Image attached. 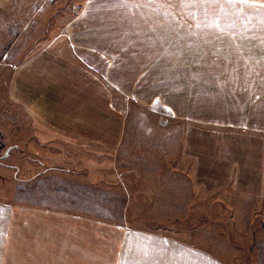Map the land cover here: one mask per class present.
<instances>
[{
	"label": "rangeland",
	"instance_id": "obj_1",
	"mask_svg": "<svg viewBox=\"0 0 264 264\" xmlns=\"http://www.w3.org/2000/svg\"><path fill=\"white\" fill-rule=\"evenodd\" d=\"M134 1L0 0V189L9 193V203L17 208L86 219L95 227L160 233L213 252L227 264H264V198L225 190L205 193L194 184V161L182 150L187 126L215 130L221 126L219 120H236L249 113V105L231 106L239 113H226L219 99L197 89H168L163 84L138 87L133 69L142 67L146 58L135 53L108 60L86 45L87 40L102 42V34L133 39L145 28L146 34L166 28L136 25ZM159 1L163 9L152 7L147 16L174 21L175 71L157 77L168 76L173 85H181L175 80L186 76L177 73L178 66L191 70L204 66L197 51L211 49L214 35L225 37L226 43L230 35L240 37L225 21L212 27L197 24L198 19L249 18V0ZM87 5L93 18L81 16ZM40 52L77 64L107 88L112 108L123 118V135L115 150L52 134L12 98L14 72ZM225 58L210 60L225 65ZM110 63L113 80L128 94L107 79ZM154 96L161 102L144 103ZM166 99L183 117L167 110ZM197 114L207 120L198 121ZM231 130L258 133L239 127Z\"/></svg>",
	"mask_w": 264,
	"mask_h": 264
},
{
	"label": "crops",
	"instance_id": "obj_2",
	"mask_svg": "<svg viewBox=\"0 0 264 264\" xmlns=\"http://www.w3.org/2000/svg\"><path fill=\"white\" fill-rule=\"evenodd\" d=\"M134 2L136 25L166 28L161 32L152 29L154 34H146L145 28L133 39H113L114 35L102 34V42L87 40L86 45L108 60L135 53L146 58L142 67L133 69L138 75L134 85L138 87L150 89L163 84L168 89H197L219 99L218 105L226 113L232 112V107L249 105V113L236 120H219L217 124L221 126L215 130L187 126L182 150L193 159L192 180L205 193L225 190L261 200L264 198V0L246 3L249 18L245 20L198 19L197 24L212 27L225 21L240 37L234 39L230 35L226 43L222 41L225 37L214 35L211 49L197 51L198 62L204 66L192 70L183 64L177 67V73L186 74L175 80L181 85H173L174 79L168 76L157 77L175 71L174 21L147 16L152 7L163 9L159 0ZM88 5L81 16L89 14L93 18ZM170 5L172 9L173 4ZM238 30L242 33L237 34ZM69 36L75 42L73 34ZM147 45L150 48H145ZM222 56L226 57L225 65H219L222 63L219 59L210 60ZM113 67L110 63L107 79L128 94L124 86L113 80ZM10 92L52 134L108 150H115L121 143L123 118L112 108L110 92L100 80L73 62L40 52L16 69ZM136 98L143 101L139 95ZM155 101L161 102V98L154 96L144 103L151 105ZM165 106L169 112L183 117L167 99ZM196 119L207 120L203 114H197ZM234 127L258 133L233 132ZM8 195L0 189V264H227L213 252L160 233L95 227L86 219L17 208L9 203Z\"/></svg>",
	"mask_w": 264,
	"mask_h": 264
},
{
	"label": "trees",
	"instance_id": "obj_3",
	"mask_svg": "<svg viewBox=\"0 0 264 264\" xmlns=\"http://www.w3.org/2000/svg\"><path fill=\"white\" fill-rule=\"evenodd\" d=\"M0 152H1V149H0Z\"/></svg>",
	"mask_w": 264,
	"mask_h": 264
}]
</instances>
